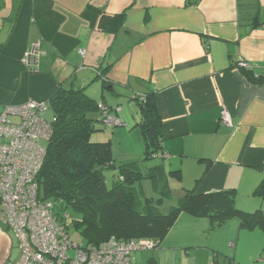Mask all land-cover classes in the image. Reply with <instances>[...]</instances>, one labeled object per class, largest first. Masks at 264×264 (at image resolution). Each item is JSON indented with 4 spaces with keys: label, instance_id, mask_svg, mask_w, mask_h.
Here are the masks:
<instances>
[{
    "label": "crops",
    "instance_id": "crops-1",
    "mask_svg": "<svg viewBox=\"0 0 264 264\" xmlns=\"http://www.w3.org/2000/svg\"><path fill=\"white\" fill-rule=\"evenodd\" d=\"M255 11L264 12V0H0V110L48 101L58 87L81 88L119 109L118 127H127L122 108L135 110L125 115L134 127L112 151L120 163L141 162L133 95L153 91L162 136L154 158L170 193L234 192L239 209L264 214V194L255 193L264 179V22L248 31ZM35 44L32 71L22 59ZM223 108L231 126L220 123ZM179 223L190 235H205L207 226V238L230 233L231 254L211 248L228 264H264V232L240 228L238 218L210 229L207 217L182 212ZM18 255L12 230L0 224V264Z\"/></svg>",
    "mask_w": 264,
    "mask_h": 264
},
{
    "label": "trees",
    "instance_id": "trees-1",
    "mask_svg": "<svg viewBox=\"0 0 264 264\" xmlns=\"http://www.w3.org/2000/svg\"><path fill=\"white\" fill-rule=\"evenodd\" d=\"M263 22L264 12L260 15L255 11L250 17L248 31L261 27ZM246 73L251 76L250 72ZM133 97L141 115L136 125L144 142L142 161L150 160L162 154L161 122L154 93L149 91ZM48 103L52 114L51 134L43 142L46 154L36 175L37 196L54 203V215L64 230L69 226L62 219L67 209L78 215L70 225L80 231L84 237L82 243L97 246L111 237L121 241L149 238L160 243L182 212L207 217L210 229L221 226L229 218H238L240 228H258L264 232L262 211L239 209L234 192L196 194L187 190L176 206L160 212L158 204L163 196L170 194L163 166H153L143 173L138 168L140 162H118L110 141H91L92 134L97 131V121L107 126L98 108V103L106 105L103 101L89 98L81 88L58 87ZM95 113L97 118L93 116ZM169 173L178 176L179 171ZM143 179H150L154 185L161 180L164 182L157 199L140 198L137 185ZM255 193L264 194V179ZM213 252L212 260L205 264H228V256ZM146 264L155 263L148 259Z\"/></svg>",
    "mask_w": 264,
    "mask_h": 264
},
{
    "label": "built area",
    "instance_id": "built-area-1",
    "mask_svg": "<svg viewBox=\"0 0 264 264\" xmlns=\"http://www.w3.org/2000/svg\"><path fill=\"white\" fill-rule=\"evenodd\" d=\"M39 53V44L24 53L22 61L32 71ZM237 67L250 68L245 61ZM98 108L106 125L121 124L115 113L119 109L109 110L101 103ZM47 111L46 100H28L0 110V224L11 229L17 240L19 255L13 264H131L134 253L154 250L159 242L149 238L111 237L97 246L69 240L54 215V203L37 196L36 175L46 154L43 142L51 134V124L43 117ZM219 120L231 126L227 109L220 111ZM66 218L67 213L62 219Z\"/></svg>",
    "mask_w": 264,
    "mask_h": 264
},
{
    "label": "rangeland",
    "instance_id": "rangeland-1",
    "mask_svg": "<svg viewBox=\"0 0 264 264\" xmlns=\"http://www.w3.org/2000/svg\"><path fill=\"white\" fill-rule=\"evenodd\" d=\"M132 105L133 107H135L134 103H132ZM122 109L123 110L120 113V117L125 123H127V127L130 128L127 129V127L108 125L104 126L100 121H97L95 123L97 131L92 134L91 141H110L112 144L115 140L119 142L118 136L124 137L122 132H125L124 130L128 131L133 127V122L130 123L127 119H125V115L131 117L133 116L135 110L133 109L134 111H132V114L126 107ZM93 116L97 118L98 114L95 113ZM43 117L47 121H50L52 114L50 111H47L43 114ZM13 121H17V119L13 118ZM159 161L160 160L158 159L155 160V158L141 161L138 164V168L141 172L145 173L148 171V168L150 166L160 164ZM108 174L109 172H107V175ZM163 183L164 182L161 180L159 183L154 185L150 179H143L137 185V188L139 189L138 191L140 194V198L143 199L145 197H153L154 199H157L160 196L159 193L160 190H162L163 188ZM179 199L180 198L175 195L174 191L168 196H163L161 202L158 204V210L160 212L168 211L171 207L176 206L178 204ZM66 212L68 214V218H66L65 221H67V224L69 225L66 231L69 234V240L72 243H82L84 241V237L82 236L79 230H76L72 225H70L71 220L77 218L78 215L72 212L70 209H67ZM207 228L208 226L206 227V230ZM170 229L172 230L170 235L167 236V233L154 250L140 251L134 253V259L132 260L131 264H146L148 259L154 261L155 264H189L192 259L198 260L199 264H205L206 257H213L214 250H211V248H217L218 250L224 253L231 254L232 252L230 246L233 241L229 240L230 233L229 235L224 233V235H221L219 238L215 235H213L211 238H207L208 231L206 230L205 235L203 236H198V233L190 235L188 233V230H185L183 226L180 225V223L179 226H174L173 224Z\"/></svg>",
    "mask_w": 264,
    "mask_h": 264
}]
</instances>
